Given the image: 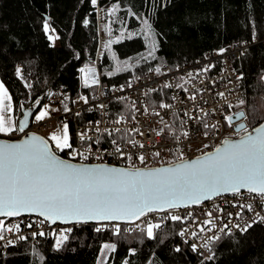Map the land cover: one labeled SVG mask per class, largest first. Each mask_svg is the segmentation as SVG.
Masks as SVG:
<instances>
[{"label":"trees","instance_id":"obj_1","mask_svg":"<svg viewBox=\"0 0 264 264\" xmlns=\"http://www.w3.org/2000/svg\"><path fill=\"white\" fill-rule=\"evenodd\" d=\"M97 7L113 11V40L105 43L100 67L103 86L127 85L162 65H187L207 52L247 42L250 47L236 64L244 103L235 109L245 113L248 128L262 124L264 0H97L95 5L91 0H0V81L10 94L16 124L22 110L39 111L47 88L65 87L76 95L78 69L93 64L100 45ZM63 151L57 155L64 158ZM152 225L157 224L140 223L127 232L83 224L72 228L59 248L57 238L43 235L34 244L25 239L5 254L0 251V264H96L105 243L115 245L107 264H264V228L259 225L220 234L211 247L212 259L180 241L179 221L158 224L149 238Z\"/></svg>","mask_w":264,"mask_h":264},{"label":"built area","instance_id":"obj_2","mask_svg":"<svg viewBox=\"0 0 264 264\" xmlns=\"http://www.w3.org/2000/svg\"><path fill=\"white\" fill-rule=\"evenodd\" d=\"M101 10L103 9L97 7V17ZM104 10L109 11L108 8ZM99 21L98 18L100 45L93 64L78 69L80 89L76 95L72 96L65 87L47 88L41 106L51 108L47 111L48 116L41 121H37L34 116L24 133L16 131L7 135L6 139L19 140L27 133L45 138L44 135L52 124L67 123L72 149L84 152L88 159H81L79 155L73 157L70 155L72 149L68 148L63 151L65 159L84 165L150 169L181 163V157L188 161L209 154L216 150L224 139L234 138L235 124H231L226 117H232L239 112L235 107L242 100V79H238L242 74L237 70L236 64L241 55L249 49V43H233L220 48L226 50L223 55L218 54L219 50L207 52L194 59L193 63L175 68L162 65L158 68L159 71H149L130 84L107 87L103 86L100 71L103 38ZM110 38L108 36L106 40ZM212 65L214 67H211L210 71H203L205 66ZM189 73L192 75L189 76ZM152 92L154 94L148 97V93ZM219 93H224V96ZM148 99L154 107L150 108ZM162 103L171 107L161 108ZM113 104H117V107L112 108ZM85 115H93V118L84 119ZM205 124L208 125L207 128ZM212 125L216 127L213 128ZM185 132L188 133L187 137L183 135ZM82 133L85 134L83 141L80 139ZM113 140L123 151V159L115 152L116 145L112 143ZM133 141L136 143H132ZM140 144L144 147L141 148ZM89 146L91 153L88 152ZM53 150L56 154L61 153L58 149ZM157 152L159 156L154 155ZM139 155L145 157L144 163L138 160ZM97 156L101 158L97 159ZM128 156L132 157L131 161H128ZM130 164L132 168H129ZM249 203L253 205V211L240 207L241 204ZM209 212L212 213L211 216L207 215ZM257 213L264 217V200H260L256 194L240 192L239 195L216 197L189 208L149 213L133 224L109 223L98 226L102 229L105 226H113L114 231L124 227L127 232H132L140 223L160 224L168 220L174 221L171 217L176 215L181 218L176 220L182 224L180 232H184L183 236L179 234L180 241L191 249L196 245V251H192L206 259L209 251L204 247L205 244L211 249L214 237L223 233H241L248 223L259 220ZM0 220L5 225V239L0 240L2 254H5L9 247L25 240L19 239V236L26 237L34 244L40 232L55 239L61 233L66 235L72 228L84 224L49 225L35 217ZM206 221L211 223L206 224ZM17 225L19 231L15 230ZM253 225L264 228V222H256ZM8 228H13V231H7ZM33 233L37 235L33 236ZM8 240L13 243L7 244Z\"/></svg>","mask_w":264,"mask_h":264},{"label":"snow or ice","instance_id":"obj_3","mask_svg":"<svg viewBox=\"0 0 264 264\" xmlns=\"http://www.w3.org/2000/svg\"><path fill=\"white\" fill-rule=\"evenodd\" d=\"M91 2L95 5L97 0ZM48 29L49 25L45 22L44 31L47 33ZM224 51L226 50L220 49L218 54L223 55ZM211 67L214 65L205 66L203 71H210ZM16 74L20 75L19 68ZM6 92L4 84L0 83V96ZM219 95L223 97L224 93ZM240 103L243 104L244 101ZM160 107L171 106L162 103ZM243 115L244 113H239L238 118ZM47 116V111H41L35 119L41 121ZM226 119L231 122L233 118L228 116ZM204 126L208 127L207 124ZM212 127L215 128L216 125ZM243 129L244 126L240 125L236 131ZM24 130L23 123L18 128L13 126L0 98V134L11 135ZM254 132V135L249 133L242 136L238 142L226 139L224 146L217 147L214 154H206L191 162L184 161L181 157L179 165L147 171L106 165H73L59 159L49 148L48 142L36 135L18 143H0V216L14 217L25 212H36L51 223L130 220L133 217L139 219L156 209L199 204L202 200L225 192L239 195L241 189L264 200V124L255 128ZM183 135L187 137L188 133ZM84 137L85 134H80L82 141ZM50 139L61 151L65 148L72 149L67 124ZM112 143L116 145L115 152L123 159L124 153L119 145L115 140ZM139 146L144 147L143 144ZM88 152L91 153V146ZM70 155L88 159L84 152H77L75 149H72ZM154 155L160 154L157 152ZM127 159L131 161L132 157L128 156ZM138 160L144 163L145 157L139 155ZM129 168H132L131 164ZM240 207L253 211L250 203L241 204ZM207 215L211 216L212 213ZM256 215L259 220L248 223L242 232H247L256 222H264V217H260L259 213ZM229 216L231 217V213ZM171 219L176 221L181 218L173 215ZM4 227V222L0 220V240L5 239ZM153 227L159 228V225L148 227L149 238L153 237ZM15 230L19 231V225ZM100 230L99 227L96 228L97 232ZM7 231L12 232L13 228H8ZM36 235L37 233H33V236ZM38 235L43 236L44 233L40 232ZM180 235L183 236L184 232H180ZM18 238L26 239L24 236ZM67 239L68 236L61 233L56 239V247L59 248ZM214 239L220 240L221 237L216 236ZM12 243L11 240L7 241L9 245ZM104 247L115 249V245ZM204 247L211 253L206 259H212L214 253L207 244ZM192 250L196 251V245L192 246ZM176 251L179 252L180 249L177 248Z\"/></svg>","mask_w":264,"mask_h":264},{"label":"water","instance_id":"obj_4","mask_svg":"<svg viewBox=\"0 0 264 264\" xmlns=\"http://www.w3.org/2000/svg\"><path fill=\"white\" fill-rule=\"evenodd\" d=\"M37 111V109L36 108H33V107H31V108H27V109H25V110H22V113H21V117L19 118V120L17 121V124H16V128H18L19 127V125L21 124V123H23L24 125H25V130H24V132L28 129V127H29V125H30V122H31V120H32V117H33V115L35 114V112ZM239 113H244L243 111H239V112H237L235 115H233L232 116V121L230 122L231 124H235V133H238L237 131H236V129L240 126V125H243L244 126V129L243 130H241L240 132H242V131H244V130H246L247 129V124L245 123V113H244V115L242 116V117H239L238 118V114ZM262 124H264V121H262ZM262 124H260L259 126H257V127H260ZM257 127H255V128H257ZM255 128H252V129H250L249 130V132H246V133H244V134H242V135H240V136H237V138H229L228 140H230V141H232V142H238L239 140H240V138L242 137V136H245V135H247V134H249V133H251V134H255V132H254V129ZM19 132V131H18ZM24 132H19V133H24ZM32 135H36V134H33V133H27V135H25L24 137H22L21 139H19V140H7V139H3V138H0V143H18V142H21L22 140H26V139H29ZM36 136H39V135H36ZM40 138H42V139H44V140H46L47 141V139H45L44 137H41V136H39ZM226 139H224V141H225ZM223 141V142H224ZM48 142V141H47ZM223 142L220 144V146L219 147H223L224 145H223ZM48 145H49V148L51 149V151L55 154V155H57L54 151H53V149H52V147H51V145L49 144V142H48ZM211 153H215V150L214 151H212ZM210 154V153H209ZM206 155V154H205ZM205 155H202V156H199V157H197V158H200V157H203V156H205ZM58 157H59V159H61V160H64V161H66V162H68V163H71V164H73V165H84V164H80V163H76V162H72V161H69L68 159H65V158H63V157H61V156H59V155H57ZM197 158H195V159H192V160H188V162H191V161H194V160H196ZM179 164H181V163H175V164H171V165H165V166H159L158 168H150V169H142V170H145V171H147V170H156V169H160V168H168V167H170V166H176V165H179ZM106 166H108V167H115V166H109V165H106ZM116 168H121V167H116ZM123 169H127V168H123ZM129 170H134V168L133 169H129ZM240 192H246V193H248L247 192V190L246 189H241L240 190ZM228 194H232V193H227V192H225V193H221L220 195H215V196H213L211 199H207V200H202V201H200L199 202V204L200 203H202V202H206V201H210V200H213V198H216V197H220V196H226V195H228ZM254 194V193H253ZM195 205H197V204H191V205H181L180 207H178V208H165V209H156V210H153V211H151V212H147L145 215H147V214H149V213H158V212H164V211H168V210H172V209H184V208H189V207H192V206H195ZM144 216V215H143ZM143 216H141V217H143ZM21 217H35V218H39V219H42V220H44L45 222H47L49 225H61V226H70V224L71 225H75V224H85V225H107V224H117V225H128V224H133V223H135V221L137 222L139 219H137V218H135V217H133L132 219H130V220H113V221H101V222H97V221H88V222H81V223H76V222H61V221H57V222H55V223H51L50 221H48V220H45L44 219V217H42V216H40L38 213H36V212H31V213H27V212H25V213H21L19 216H14V217H6V216H0V219H5V218H8V219H16V218H21Z\"/></svg>","mask_w":264,"mask_h":264},{"label":"rangeland","instance_id":"obj_5","mask_svg":"<svg viewBox=\"0 0 264 264\" xmlns=\"http://www.w3.org/2000/svg\"><path fill=\"white\" fill-rule=\"evenodd\" d=\"M109 11H106V10H101L99 13H98V18H99V22H100V32H101V36L103 38L102 42H101V45L103 47V53L105 52V49H106V45L105 43L106 42H110L112 41L113 37L110 36V28H109V17H110V14L113 12L110 8H108ZM54 36V35H53ZM111 37L109 40H106L107 38ZM55 39V38H53ZM56 40H54L55 42ZM0 83H2L0 81ZM5 88V86H4ZM6 89V88H5ZM7 90V89H6ZM10 97V94L7 90L6 94H3L2 96H0V98H2V102H3V106L4 108L6 109V113H7V116L11 119L12 123H13V126L16 127V120H13L14 119V115H13V106H12V100H11V97ZM49 109H51L49 106H42L39 111L35 114V117L41 112V111H48ZM46 118V117H45ZM64 124H67V123H59V124H52L50 129L47 130V132L45 133V138L47 139V141L49 142V144L51 145V147L53 149H57L56 148V144L54 141H52L50 139V137L54 134V133H57L58 130L62 129L63 128V125ZM248 127V126H247ZM68 134H69V137H70V129L68 127ZM7 138V135H3V134H0V138H3V139H6ZM8 140V139H7ZM67 149V148H65ZM59 150V149H58ZM54 151V150H53ZM61 151V150H60ZM105 245H111L109 243H105L102 245L101 249H100V252H99V256H98V261L96 264H107V259H108V256L109 254L113 251L112 249L110 248H105L104 246ZM210 255V252L208 254V256Z\"/></svg>","mask_w":264,"mask_h":264},{"label":"flooded vegetation","instance_id":"obj_6","mask_svg":"<svg viewBox=\"0 0 264 264\" xmlns=\"http://www.w3.org/2000/svg\"><path fill=\"white\" fill-rule=\"evenodd\" d=\"M249 130H250V128L247 127L246 130H244V131H242V132L235 133V135H234L233 137H234V138H237V136H240V135H242V134H244V133H246V132H249Z\"/></svg>","mask_w":264,"mask_h":264}]
</instances>
